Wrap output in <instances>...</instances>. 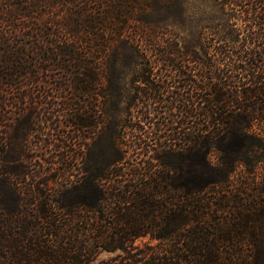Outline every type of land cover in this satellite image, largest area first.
<instances>
[{
	"label": "trees",
	"instance_id": "obj_1",
	"mask_svg": "<svg viewBox=\"0 0 264 264\" xmlns=\"http://www.w3.org/2000/svg\"><path fill=\"white\" fill-rule=\"evenodd\" d=\"M183 1L0 0L2 264L10 247L39 264H264V0H212L198 48L164 27ZM131 70L115 123L98 103ZM37 193L39 223L11 235Z\"/></svg>",
	"mask_w": 264,
	"mask_h": 264
},
{
	"label": "rangeland",
	"instance_id": "obj_2",
	"mask_svg": "<svg viewBox=\"0 0 264 264\" xmlns=\"http://www.w3.org/2000/svg\"><path fill=\"white\" fill-rule=\"evenodd\" d=\"M169 11L168 13H170ZM180 16V21L176 18V16H171L168 17L164 20V27L167 26L168 29H170L172 35L169 37L170 39H174L178 43L179 46H191L193 48H198L199 44H202L206 37H208V30L204 28L205 25L211 24L214 22V20L218 17L219 13L216 10V7L212 0H184L182 2V6L179 9V12L177 13ZM133 68V67H131ZM129 68V69H131ZM128 69V70H129ZM135 74V71H127L126 73L123 74L124 76V100L121 99L119 103H117L115 106L112 103V100L107 99L106 102H99L98 107L102 111L108 110L110 107L114 109L113 115L109 116L108 118H114L115 123H117L120 119L122 120L125 113L124 109L126 106V100L128 98V94L130 91V86H131V79L133 75ZM124 95V94H123ZM126 111V110H125ZM119 127H117V130ZM100 135H103L100 133ZM99 139H101L99 141ZM105 141V136H102L100 138L99 135H95L94 137L90 138L88 141L87 148L88 150L95 149L99 144L104 145ZM212 159H215L216 155L211 156ZM41 161H39V165H31L29 169H35L37 171L38 167L41 168L40 166ZM82 166L83 162H79L77 168L72 169V175L69 177V183L67 184L68 186L73 185L76 183V180L82 177ZM49 174H42L41 176L44 177L42 179H49L46 180L49 185H52L53 188H58L60 182V179L58 177H51L48 176ZM38 174L37 178V187L39 188V177H41ZM44 183V180H43ZM46 183V182H45ZM23 203L21 204L20 208L18 209V213H11L9 215V220H10V231L11 235H15L17 232L24 230L25 226H29L30 223H39V217L36 215L37 211H39V193L35 196L33 200H29L26 202V200L22 201ZM25 202V203H24ZM20 223L21 221V224ZM28 224V225H27ZM39 227V226H38ZM28 230V227H27ZM34 234H39V228L38 231H33L32 227L30 230L27 232V236ZM156 242L151 240L148 236L145 237H139L138 239L135 240V245L139 247H143L145 244H155ZM135 249L131 250L130 253H134ZM125 255L122 252H101L97 258L95 259V262L99 261H106V260H113L114 258H117L118 261L124 257ZM1 258H0V264L1 263ZM4 264H39V259L36 261L30 262L27 260H17L14 257V249L13 247H10L7 251L6 254V261Z\"/></svg>",
	"mask_w": 264,
	"mask_h": 264
}]
</instances>
